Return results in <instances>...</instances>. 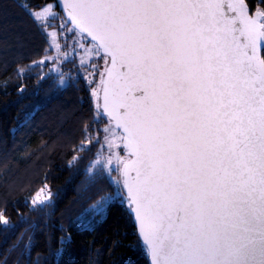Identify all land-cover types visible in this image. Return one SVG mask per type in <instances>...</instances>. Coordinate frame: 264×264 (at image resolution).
I'll list each match as a JSON object with an SVG mask.
<instances>
[{
    "label": "snow or ice",
    "instance_id": "6c2138e0",
    "mask_svg": "<svg viewBox=\"0 0 264 264\" xmlns=\"http://www.w3.org/2000/svg\"><path fill=\"white\" fill-rule=\"evenodd\" d=\"M64 5L75 30L110 57L100 117L114 122L110 144L122 141L134 157L115 160L152 264H264L260 4L251 12L246 0ZM30 14L40 22L52 7ZM50 37L58 50L57 33ZM0 222L8 224L2 214Z\"/></svg>",
    "mask_w": 264,
    "mask_h": 264
},
{
    "label": "trees",
    "instance_id": "16d2710c",
    "mask_svg": "<svg viewBox=\"0 0 264 264\" xmlns=\"http://www.w3.org/2000/svg\"><path fill=\"white\" fill-rule=\"evenodd\" d=\"M49 4L67 20L56 0H0V214L8 221L0 222V264H150L127 201L111 202L104 218L94 213L125 193L104 168L89 171L102 127L113 125L93 95L106 57L94 61L103 67L94 82L86 76L93 63L55 73L46 27L56 26L30 14ZM45 188L52 201L32 205ZM88 221L94 226L83 227Z\"/></svg>",
    "mask_w": 264,
    "mask_h": 264
},
{
    "label": "rangeland",
    "instance_id": "374dc122",
    "mask_svg": "<svg viewBox=\"0 0 264 264\" xmlns=\"http://www.w3.org/2000/svg\"><path fill=\"white\" fill-rule=\"evenodd\" d=\"M52 7V15H50L46 20L40 21L38 23L42 25H50L54 24L56 27L49 28L46 27V33L47 38L50 44L51 49L53 50V53L51 56H49V60L54 61V72L57 74H62L60 71L63 66H65L68 62L76 61L81 67L89 66L92 63L91 71L86 74L88 76V80L91 82H94L96 79V75L98 72L100 74L102 73V66L104 65V69L106 68V65L108 63V58L106 57L107 62L102 64V66H99L95 60H98L101 55H98L96 53V44L89 40L86 36H81V34L78 33L77 30L68 22V20H64L60 14L57 16V18L53 19V16H55L57 13L56 10V4H49ZM41 10V9H40ZM33 11V12H38ZM62 24H66L68 27L72 29V31H64L61 28ZM70 24V26L68 25ZM55 31L57 33V43L60 44V48L57 50L55 43L51 41L50 34ZM75 33V36H74ZM65 39H67V42L65 43ZM91 41V43H89ZM105 57V56H103ZM64 75V74H63ZM67 75V74H66ZM103 76V75H102ZM102 79V78H101ZM100 79V80H101ZM67 77L62 76L61 82L62 84H66ZM95 93L99 92V101H100V91H101V83L99 81L98 87L94 88ZM96 97V96H95ZM99 101H97L96 98V104L99 105ZM102 112V111H101ZM113 130V125L107 124L102 127V135L101 137H98V140L101 142L100 149L97 155V158L91 163L89 167L90 172H95L96 170L100 168H104L109 174L112 175L113 180L117 183L122 182V165L118 164L115 160V155L119 153L121 159L127 160L129 158L127 149L124 147V144L122 141L117 140L116 143L119 145V147H116L115 145H111L110 141L115 139L111 135V132ZM117 135H123V133L115 129ZM109 160H111V163H109ZM123 183V182H122ZM121 184V183H120ZM120 191V196L117 197L116 194L112 196L105 197L103 200H101L97 205L94 206V213L96 215H101V218H104L107 214L108 206L111 202L115 200H125L129 203L128 195L125 191V193L122 190ZM40 195L42 202H36L33 203L34 200H36V197ZM50 197V198H45ZM52 201V193L48 190V188H45L41 190L33 199H31L32 205H40L45 203H50ZM130 205V203H129ZM92 227L94 226L91 222H85L83 224V227Z\"/></svg>",
    "mask_w": 264,
    "mask_h": 264
},
{
    "label": "water",
    "instance_id": "95a60500",
    "mask_svg": "<svg viewBox=\"0 0 264 264\" xmlns=\"http://www.w3.org/2000/svg\"><path fill=\"white\" fill-rule=\"evenodd\" d=\"M57 1V4H58V6H59V8L61 9V11H62V13L64 14V16L67 18V20H68V22L71 24V22H70V20H69V18H68V15H67V7L64 5V0H56ZM246 3H247V1H246ZM250 9V8H249ZM250 12H251V10H250ZM72 25V24H71ZM74 28H75V26L74 25H72ZM78 31V30H77ZM84 36H86L87 37V34H83ZM89 40H91V38L90 37H87ZM92 42H94L96 45H97V42L96 41H92ZM263 50L264 49H262V51H261V55L263 56ZM105 57H107V56H105ZM108 58V63H107V65H106V67H110L111 66V64H110V57H107ZM104 73H105V71H104ZM102 78H106L105 76H104V74H103V76H102ZM99 109H100V111H103V89H102V85H101V91H100V101H99ZM104 115H106L107 116V114L105 113ZM108 117V116H107ZM109 118V120L112 122V124L114 125V122L111 120V118L110 117H108ZM118 130H120L122 133H123V129H118ZM128 152V151H127ZM134 159V157H129L128 159ZM132 175L134 176L135 175V173H132ZM122 182H123V186H124V177H123V170H122ZM124 189H125V191H126V193H127V195H128V190H127V188L124 186ZM128 198H129V196H128ZM129 203H130V206H131V208H132V215H133V218H134V221H135V224H136V226H137V228H138V233H139V236H140V238H141V240H142V242L145 244V246L147 247V249H148V251H149V261H150V264H152V261H151V250H150V248L148 247V245L146 244V242L143 240V235H142V233L139 231V220L136 218V215H135V211H134V207L131 205V200H130V198H129Z\"/></svg>",
    "mask_w": 264,
    "mask_h": 264
}]
</instances>
